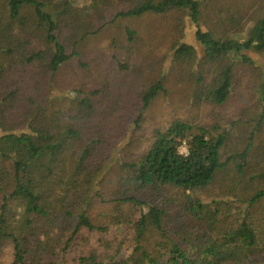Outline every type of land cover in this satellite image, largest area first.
<instances>
[{"label":"trees","instance_id":"16d2710c","mask_svg":"<svg viewBox=\"0 0 264 264\" xmlns=\"http://www.w3.org/2000/svg\"><path fill=\"white\" fill-rule=\"evenodd\" d=\"M258 1L248 14L246 2L221 9V0H0V264H264ZM210 8L223 20L205 29ZM172 11L194 24L203 53L178 74L192 94L166 122L145 111L168 92L167 73L133 100L105 76L62 79L83 39L121 17ZM180 23L164 29L171 64L197 55ZM125 33L127 50L146 34ZM143 123L148 148L136 159L116 153L120 130Z\"/></svg>","mask_w":264,"mask_h":264},{"label":"rangeland","instance_id":"374dc122","mask_svg":"<svg viewBox=\"0 0 264 264\" xmlns=\"http://www.w3.org/2000/svg\"><path fill=\"white\" fill-rule=\"evenodd\" d=\"M255 1L256 0H221L223 5L225 3H227V5L223 6L221 4L220 8L222 9V7L225 8L229 5L235 6L238 3L246 2V7L252 8L249 10L250 13L248 11V14H251L255 9L257 10L258 7L259 1ZM220 8L214 11L210 8V14L204 19V24L206 25H204L205 29L206 27H217L223 20L220 14ZM182 16V12L172 11L163 15L152 16V14H147L141 17H121L117 19L115 22L104 27L99 33L88 36L79 43L80 54L62 71V79L66 82L73 80L77 84L76 86H78L82 84L84 80L94 78V75L97 77L105 76L103 78L109 79L107 80L109 82L111 78V84L116 85L117 88L123 87L129 89L130 93L128 94H130V96H128V100H133L135 91L137 92V90L143 88V86L158 79L161 73H167L165 84L168 92L159 95L157 100L145 111L150 119H158L162 123L166 122L171 116L172 109H174L173 105L183 102L192 94L193 88L191 82L186 83L187 81H180L178 79V74L182 69L189 70L195 67L196 62L203 53V46L196 39V27L188 19H185L186 25H184ZM179 22H181L180 24L184 29L182 42L196 46L197 49L196 59L189 64H171L169 60L170 56L167 52V49L170 48L172 37H167L166 33H164V29L166 27L170 29L175 23L177 24ZM251 24L252 23L249 25ZM126 28L137 29L143 33V35L146 33L141 40L142 43H140L136 49H131L130 47V49L127 50L128 45L123 48L120 47L122 44V46H124L128 39L125 33ZM128 57L131 58L129 70H121L118 64L119 61L122 60L125 63ZM254 58L264 63V56L254 55ZM85 66L87 68H85ZM114 91L117 93L119 90L115 88ZM68 93H70V91ZM55 95L61 96L63 94L57 91ZM141 128L136 129V133H133L134 128L131 126V128H126L122 134L121 129L120 134L117 135V139L112 141L114 151L118 154H127L128 159H136V157H139L143 150L149 146L148 138L146 139L143 135L150 133L148 132V128L146 126L144 127V123ZM117 129H115V131ZM132 136H136L134 137L135 139H132ZM123 148L128 150V152H125ZM179 149L181 153L186 154L188 152L187 142L184 141L179 146ZM122 172L124 173V171ZM215 199L220 203L226 201V198L223 196ZM206 201L210 202L211 200L207 198ZM213 206L215 207L214 204ZM224 216L225 214L222 212L220 217ZM228 216L231 223L238 222L241 218L239 211L236 210L228 213ZM78 250L79 248L77 247L75 251L77 252ZM70 257L73 259L74 252H71Z\"/></svg>","mask_w":264,"mask_h":264}]
</instances>
